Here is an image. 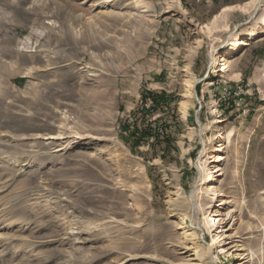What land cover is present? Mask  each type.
Returning a JSON list of instances; mask_svg holds the SVG:
<instances>
[{"label": "rangeland", "instance_id": "obj_1", "mask_svg": "<svg viewBox=\"0 0 264 264\" xmlns=\"http://www.w3.org/2000/svg\"><path fill=\"white\" fill-rule=\"evenodd\" d=\"M249 1L0 0V264H180L174 214L211 137L225 147L223 212L236 211L227 235L264 264V41L225 78L210 61L254 10L215 16ZM186 70L196 99L184 119Z\"/></svg>", "mask_w": 264, "mask_h": 264}, {"label": "bare ground", "instance_id": "obj_2", "mask_svg": "<svg viewBox=\"0 0 264 264\" xmlns=\"http://www.w3.org/2000/svg\"><path fill=\"white\" fill-rule=\"evenodd\" d=\"M252 9L254 10V15L251 17V21L246 23L244 29L233 31L229 35L227 42L224 43L225 51L223 54H221L219 58L216 56L218 53L216 50H213L210 54L211 64L217 61L221 62L217 70L218 77L220 78H225L227 76L228 72L232 70L234 63L244 55L247 48L264 41V0H250L243 5L225 7L215 16H221L232 11L246 13ZM141 13H146V11H142ZM199 33L201 34V28H199ZM263 70L264 65L262 71ZM235 76L238 75L235 74ZM186 78V90L183 95L185 100L181 103L184 119L188 108L192 107V101L196 99L194 90L195 80L188 70H186ZM259 84L261 83L259 82ZM214 86L215 82L213 80L208 81L206 84L208 88ZM212 114L215 115L213 124H216V126L214 127V131H223L222 123L224 120L221 118V113L214 109ZM197 124L198 130L195 134L202 139L205 129L198 117ZM223 135L225 134L220 133L218 136L219 141H225L227 139V136ZM49 138L59 139L58 137ZM211 141L212 137L209 138L208 141H204V150L200 153L201 159L203 158V160L200 164H197L198 183L195 185L194 192H192L190 196H187V198H184V206L182 205L183 209L178 210V212L174 214V217H176L178 221L177 229L181 230L180 237L182 241L178 246L176 245L174 247L178 255H181L182 261L180 264H204L202 256L199 253V249L202 248L206 250L207 258L212 264L217 262L215 260L217 253H227L228 256L236 258L238 261L236 264H248L249 260L247 259H250L252 255L249 254L251 253L250 251L247 253L248 250L244 249L243 240L241 237H238L237 230H234L233 234L227 235V232L231 231L234 225L231 224L228 227L227 224L235 219L234 213H236V211L235 209H229L225 213L223 212V210L227 209L228 205L233 203V199L221 193L216 185L217 180L225 175L224 170L220 167V163L225 160L223 156L225 147L223 144H219L214 149L211 146ZM210 151H214V153H210ZM237 176V172L235 171L234 178ZM233 184H237V182L234 181ZM256 189L258 190L259 186H257ZM199 195L206 199L204 204L198 203ZM260 195L264 196V190L260 192ZM181 196V189L174 188L173 191L169 192L168 203H176L178 205ZM261 198L263 199V197ZM213 202L217 203L214 205V208L212 207L213 209H209V205ZM201 213H206L202 226L199 225L196 220V217ZM206 233L215 234L213 241L204 248L203 243L206 241ZM140 258L152 260L149 256L127 255V259L123 264Z\"/></svg>", "mask_w": 264, "mask_h": 264}, {"label": "built area", "instance_id": "obj_3", "mask_svg": "<svg viewBox=\"0 0 264 264\" xmlns=\"http://www.w3.org/2000/svg\"><path fill=\"white\" fill-rule=\"evenodd\" d=\"M232 95H233V96H235V97H239V100H238V101L240 102V101H241V99H242L240 96H242L243 94H242V92H241V91H238V92H236V93H235V92H234V93H232Z\"/></svg>", "mask_w": 264, "mask_h": 264}, {"label": "crops", "instance_id": "obj_4", "mask_svg": "<svg viewBox=\"0 0 264 264\" xmlns=\"http://www.w3.org/2000/svg\"><path fill=\"white\" fill-rule=\"evenodd\" d=\"M255 46V45H254ZM254 46L247 48L248 50L252 49Z\"/></svg>", "mask_w": 264, "mask_h": 264}]
</instances>
